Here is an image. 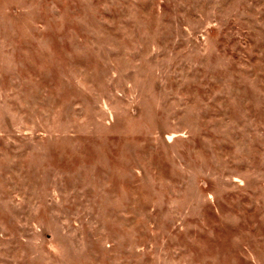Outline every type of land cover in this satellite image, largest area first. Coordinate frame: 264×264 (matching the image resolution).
<instances>
[{"label":"rangeland","instance_id":"rangeland-1","mask_svg":"<svg viewBox=\"0 0 264 264\" xmlns=\"http://www.w3.org/2000/svg\"><path fill=\"white\" fill-rule=\"evenodd\" d=\"M0 264H264V0H0Z\"/></svg>","mask_w":264,"mask_h":264}]
</instances>
